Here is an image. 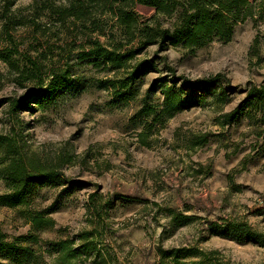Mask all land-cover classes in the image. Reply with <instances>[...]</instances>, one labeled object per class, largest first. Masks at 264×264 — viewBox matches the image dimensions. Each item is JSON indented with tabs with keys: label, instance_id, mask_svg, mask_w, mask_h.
Returning <instances> with one entry per match:
<instances>
[{
	"label": "rangeland",
	"instance_id": "374dc122",
	"mask_svg": "<svg viewBox=\"0 0 264 264\" xmlns=\"http://www.w3.org/2000/svg\"><path fill=\"white\" fill-rule=\"evenodd\" d=\"M33 1L12 0L11 14L27 16ZM63 31L19 27L12 34L21 53L51 47L48 58L56 60L58 47L65 45ZM158 47L137 55L132 66L148 60L154 68L118 98L101 85L104 70L74 59L72 85L44 109L22 104L25 89L10 81L12 74L0 77V100L9 99L0 104V135L15 137L56 172L50 180L31 183L26 193L33 210L51 211L52 229L36 233L16 208L0 206L6 241L38 237L15 242L36 251L21 264H51L50 245L58 239L68 240L75 252L71 264H264V243L218 235L211 227L237 221L264 234L262 141L244 118L220 124L245 89L264 84V21L236 24L230 41L214 39L194 53L180 45ZM0 72L6 73L1 64ZM217 74L229 88L230 102L222 110L181 109L162 126L137 116L143 103L161 104L162 86L180 89L174 79ZM6 190L0 180V194ZM84 231L92 232L88 254L80 247ZM189 248L196 252L186 258L179 253L176 263L173 251ZM16 258L0 253V264H17Z\"/></svg>",
	"mask_w": 264,
	"mask_h": 264
},
{
	"label": "trees",
	"instance_id": "16d2710c",
	"mask_svg": "<svg viewBox=\"0 0 264 264\" xmlns=\"http://www.w3.org/2000/svg\"><path fill=\"white\" fill-rule=\"evenodd\" d=\"M140 8L144 9V14ZM26 10L27 16H13L12 0H0V39L4 43L0 47V64L6 72H0V77L12 74L10 81L25 89L20 97L22 104L42 109L53 104L58 92L72 85V59L104 70L105 78L101 85L112 89L113 96L118 98L146 70L154 68L148 60L131 65L148 47L157 45L163 51L167 45H180L194 53L214 39L230 41L236 24L247 19L254 23L264 21V0H34ZM41 16L45 18L43 24L38 23ZM19 27H31L34 32L41 33L62 28L65 45L58 47V58L49 60L51 47L42 51L37 48L35 55L21 53L18 48L21 42H17L12 34ZM220 77L217 74L195 80L176 78L173 83L180 81V89L162 86L161 104L143 103L137 116L149 120L150 126H162L181 109L211 105L220 111L230 102L227 81L222 82L223 86L219 85L222 84ZM244 92L239 104L220 116V124L226 126L244 118L253 129L252 134L264 146V84L252 85ZM8 101L2 99L0 104ZM204 141L202 138L197 145ZM55 174L37 157L28 154L15 137L0 135V180L7 189L0 194V206L16 208L36 233L52 229L54 222L48 217L49 209L31 208L26 193L31 183L50 180ZM211 227L218 235L264 243V234L242 222L223 220L222 224L213 223ZM90 234V231L79 234L83 239L80 247L84 254H88L90 249L87 244ZM4 238L0 233V253L16 254L14 262L17 264L28 261L36 252L28 244L15 242H36L37 235L18 236L14 242ZM50 246L54 251L51 264H71L75 252L68 240L58 239ZM195 252L190 248L175 250L174 261H179V253H184L181 258H186Z\"/></svg>",
	"mask_w": 264,
	"mask_h": 264
}]
</instances>
